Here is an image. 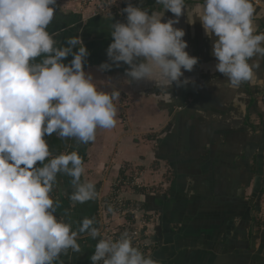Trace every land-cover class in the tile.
Instances as JSON below:
<instances>
[{
  "label": "crops",
  "instance_id": "1",
  "mask_svg": "<svg viewBox=\"0 0 264 264\" xmlns=\"http://www.w3.org/2000/svg\"><path fill=\"white\" fill-rule=\"evenodd\" d=\"M198 3L202 0H187L184 14L174 24L186 33L185 50L199 58L193 71L184 72V77L195 83L177 87L173 82L165 90L160 86L163 80L159 85L154 80L129 77L131 66L114 63L107 50L113 42L112 25L128 22L124 9L129 5L149 14L162 12V22L176 20L175 14L157 0H119V13L113 17L85 19L77 6L57 1L47 31L59 48L68 47L72 37L83 41L90 53L84 70L99 91H119L115 101L119 114L117 125L98 129L95 141L89 144L60 138L55 132L46 134L43 138L51 156L34 167H43L63 153L78 151L82 156L85 171L81 182L95 185L96 198L73 207V178L63 172L57 174L53 186L57 192L54 199L60 202L54 215L71 224L73 231L85 217L94 218L97 226L100 198L109 195L122 177L126 167L122 164L133 163L145 167L141 175L146 190L152 192L153 186L165 190L151 202L140 192L133 197L143 206L147 204V212H157L156 246L149 255L157 264H264V60L256 61L259 67L254 68L250 82L221 92L213 83L227 82V77L215 70L218 61L213 45L218 37L206 34L194 13ZM252 3L253 27L258 34L264 32V0ZM79 47L76 45L73 53ZM43 58L33 62L40 63ZM73 59L74 55H69L62 62L67 65ZM143 61L140 57L134 63ZM105 63L112 67L102 69ZM122 113L125 125L119 118ZM112 146L120 147L119 155L113 156ZM97 228L100 231L99 225ZM99 241L100 236L93 239L80 234L81 251L69 249L54 264H92L90 257Z\"/></svg>",
  "mask_w": 264,
  "mask_h": 264
},
{
  "label": "clouds",
  "instance_id": "2",
  "mask_svg": "<svg viewBox=\"0 0 264 264\" xmlns=\"http://www.w3.org/2000/svg\"><path fill=\"white\" fill-rule=\"evenodd\" d=\"M187 0H157L176 20L162 22L163 13L129 5L127 23L112 25L113 42L107 55L116 64L131 66L134 80H154L165 90L194 84L184 77L199 58L185 49V31L174 27L184 14ZM57 0H0V264H54L69 249L80 252L78 236H101L94 218L85 217L77 231L54 215L60 202L52 191L57 174L73 179V207L96 198L91 182H81L84 160L78 151L52 158L43 138L56 133L82 144L94 142L98 129L117 125L119 91H99L84 65L90 55L79 37L69 38L68 47H56L48 31ZM252 0H202L195 8L206 34L218 39L213 55L215 70L227 82L213 81L221 92L241 87L253 78L257 60H264V32L253 27ZM80 45L78 52L73 48ZM74 55L70 64L63 58ZM43 56L40 63H34ZM143 57L144 61H134ZM251 61V63H250ZM102 69H110L105 63ZM183 69V71H182ZM158 77L159 79H155ZM184 77V79H181ZM226 85V87H225ZM92 264H157L133 246L127 233L117 240L102 238L90 257Z\"/></svg>",
  "mask_w": 264,
  "mask_h": 264
},
{
  "label": "built area",
  "instance_id": "3",
  "mask_svg": "<svg viewBox=\"0 0 264 264\" xmlns=\"http://www.w3.org/2000/svg\"><path fill=\"white\" fill-rule=\"evenodd\" d=\"M60 2H67L75 4V6L80 7L79 10H84L85 19H92L97 17H113L114 15L119 13V5L116 0H57ZM264 103V96L261 100ZM264 129V128H263ZM264 134V130H263ZM122 183V182H121ZM124 185H128V181L123 182ZM132 186H135L136 189H141L142 186L138 180L135 183H132ZM111 205V206H110ZM108 210L103 211L101 209L97 214V223L100 227V240L104 238H110L112 240H117L120 238L121 234L127 233L132 240L133 246L137 247L141 250L146 256H149L156 246V242L154 241V233L155 226L157 222L156 214L154 212H147L140 205L134 208L132 202L125 201L123 196L116 191L113 195V204H110ZM113 211V212H112ZM141 212L142 215L149 216L148 220L139 221L137 213ZM112 214V216H111ZM115 214H119L120 216L128 217L130 220L129 223L125 220L126 223L121 226L120 229H117L113 226V216ZM102 216L106 219L103 222ZM154 216V217H152ZM152 217V218H151ZM137 219V220H136ZM263 218H259L261 221ZM136 220V221H135ZM112 221V223H111ZM137 223L139 226H136ZM133 227L132 229L130 227ZM103 264V262H101Z\"/></svg>",
  "mask_w": 264,
  "mask_h": 264
},
{
  "label": "rangeland",
  "instance_id": "4",
  "mask_svg": "<svg viewBox=\"0 0 264 264\" xmlns=\"http://www.w3.org/2000/svg\"><path fill=\"white\" fill-rule=\"evenodd\" d=\"M116 2L119 4V0H116ZM64 3H67V2H64ZM68 4H71V5H75V4H72V3H68ZM78 7V6H77ZM78 8H80V7H78ZM80 11H82V13H84L85 14V12L86 11H84V10H81L80 9ZM119 106H122L121 104L120 105H118V107ZM128 108V107H127ZM118 114H119V112H118ZM125 113H122L120 116H119V118L121 117V120H122V122L124 121V124L123 125H125V116H123ZM121 122V123H122ZM127 130H129L128 129V127H126V129H125V131L126 132H128ZM124 134H125V132H124ZM120 140H122V141H124L125 140V138H122V139H120ZM120 140H118V141H120ZM118 148H120V147H117V148H115L114 146H112V152H113V156H117V155H119V153H118ZM124 165H126V167H125V169H123L124 170V173H125V179H123L122 177L121 178H119V180L113 185V189L110 191V194L108 195H103V197H101L100 198V202H101V209H103V211H105V210H107V212L109 213V210H108V208L111 206L110 204H113V195H114V193L116 192V191H119V193L123 196V198H124V200L125 201H128V202H132V204H133V206H134V208L136 209V207H138L139 206V204L138 203H140L138 200H136V199H134L133 197H135V196H137V192H140V190H146L147 188L144 186V184H143V181H142V171H143V169H145V167H141V166H137V165H134L133 163H123L122 164V166H124ZM142 169V170H141ZM136 180H138V182L142 185V186H144V187H142L141 189H136V187L135 186H132V183H135L136 182ZM124 181H128L129 182V184L128 185H124L123 184V182ZM122 182V183H121ZM151 190H152V194L153 195H149V196H154V195H156V194H158V193H163L165 190H163L162 188H161V186H159V187H157V186H153L152 188H150ZM149 193V192H148ZM140 194H141V192H140ZM144 195V194H143ZM110 205V206H109ZM113 212V211H112ZM155 214H156V216H157V212H154ZM111 216H112V214H111ZM137 216H138V219H139V221H142V220H148L149 218V216H147V215H142L141 214V212H139L138 211V213H137ZM152 217H154V216H152ZM151 217V218H152ZM113 218H114V220H113V226L116 228L117 227V229H120L121 228V226L123 225V224H125L126 222H125V220L127 221V223H129V219H128V217H125V219H123L124 217L123 216H120L119 214H115L114 216H113ZM102 220H103V222L104 221H106V219L102 216ZM137 220V219H136ZM135 220V221H136ZM111 223H112V221H111ZM126 223V226H128V224ZM134 224H136V226H139L137 223H135L134 222ZM131 229L133 228L132 226L130 227Z\"/></svg>",
  "mask_w": 264,
  "mask_h": 264
},
{
  "label": "trees",
  "instance_id": "5",
  "mask_svg": "<svg viewBox=\"0 0 264 264\" xmlns=\"http://www.w3.org/2000/svg\"><path fill=\"white\" fill-rule=\"evenodd\" d=\"M122 178L123 179H125L126 177H125V173H124V171H123V175H122ZM55 190L56 189H53V191H52V196H53V198H55L57 195V192H55ZM140 192L141 193H143L144 194V196H147L148 197V199L150 200V202L152 201V199H155V196L157 195H154V196H149V195H153L151 192H150V190L148 191V190H140ZM149 192V193H148ZM141 207H143V209H147L146 207H147V204L145 205L144 204V206H143V204L140 202V203H138ZM148 206H151V204H148ZM147 211V210H146ZM256 226L258 227L259 225L258 224H256ZM96 227H98V223H97V226ZM155 234H156V230H155V233H154V236H155Z\"/></svg>",
  "mask_w": 264,
  "mask_h": 264
}]
</instances>
